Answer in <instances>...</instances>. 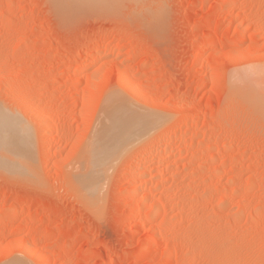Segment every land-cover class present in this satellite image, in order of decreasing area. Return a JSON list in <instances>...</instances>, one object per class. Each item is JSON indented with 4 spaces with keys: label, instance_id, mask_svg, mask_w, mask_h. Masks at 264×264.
Returning <instances> with one entry per match:
<instances>
[{
    "label": "rangeland",
    "instance_id": "1",
    "mask_svg": "<svg viewBox=\"0 0 264 264\" xmlns=\"http://www.w3.org/2000/svg\"><path fill=\"white\" fill-rule=\"evenodd\" d=\"M110 94L167 121L92 198L75 175ZM0 108L33 140L0 166V264H264V0H0Z\"/></svg>",
    "mask_w": 264,
    "mask_h": 264
},
{
    "label": "bare ground",
    "instance_id": "2",
    "mask_svg": "<svg viewBox=\"0 0 264 264\" xmlns=\"http://www.w3.org/2000/svg\"><path fill=\"white\" fill-rule=\"evenodd\" d=\"M74 5H73V7H74ZM80 9H81V6H80ZM207 33H209V32H207ZM206 36H207V34H206ZM111 50L107 49L106 51L110 52ZM105 52H103V55H104ZM97 55L99 56V54L96 52V53L93 54V56L88 57L86 60H84L82 62L84 67H85V65L87 66L88 64L94 62L95 59L98 57ZM127 76L128 75L126 74L125 77H127ZM124 82H126V85H127L128 88H130L131 90L134 91L135 87L133 86V84L131 82V79H129V76H128V78L125 79ZM116 97L117 96H115V95L108 96L109 99H108V102L106 104V109H105V112L107 113V119H106V121H105V119L103 120L105 122H104L101 130L99 129L100 131L98 130V132H96L97 134L93 135L94 137L92 136L93 138H91L90 141L88 140L89 144L87 143L88 146L86 145L87 146V148H86L87 150H85L86 154L84 152V154L86 155V156H84V161L86 159V162L84 163V165L81 164V165H83V167L81 166L82 167V171L80 170V173H78L79 175L78 174L75 175L76 176V181L75 180L74 181L75 182H80V186L82 187V189H84L85 193L87 192V190L88 191L90 190V186H91V191H92V196L91 197L92 198H93V195L97 194L96 183L99 182L101 178H102L101 180L104 179L103 177H105V173L108 172V170H109V173H110V169L112 167H114L115 161L118 158H121V156L124 153H126L127 151H129L131 149V147L134 146L135 144H140V143L142 144L143 142L146 143L147 140H148L147 138H149V136H150L149 134H151L153 131H156L157 129H159V127L163 126L164 123L167 121L166 118H162L161 115H158V114H153V112L152 113H150V112L149 113H147V112L144 113L143 110L139 111L137 109H134L128 102H126L124 100H120V98H118V97L116 98ZM141 97H145V95L142 94ZM23 99H24V97H23ZM146 99L148 100V98H146ZM27 100L28 99H26V101ZM23 106H24V109L26 111L31 112L32 115H34L37 118V120L38 119L40 120L41 127L46 131L45 134H44L45 135L44 137H48L47 135L49 133H51L50 131H51L52 123L49 120V118L46 116V114L37 111V109H34L35 106L33 107L28 102H25ZM6 113L7 112H3L2 110H0V160H1L0 161V166H3V165L6 164L5 166L2 167L4 170H5L4 167H8L10 169L14 168L15 169L14 171L20 173L19 169L21 170L24 167L23 168H18V167L15 168V166H16L15 163L18 164L17 166H19L22 163L24 164V162H22V161H26V156H25L26 154L24 155L23 153L28 152V150L30 151V148H32V146L30 147V145H31L30 141L32 140V138H31V135H30V132H29L28 128L27 129L21 128V127L26 126V124L25 125L22 124L23 126L20 125V123L18 121L16 122L15 119L13 120L14 116L10 115L11 116L10 117L9 116L10 113L9 114H6ZM36 118H34V119H36ZM103 118H105V117L103 116ZM18 124H19V126H18ZM179 129H181V131L183 132V130L187 129V125L182 124ZM23 130H25V131H23ZM26 130L29 132V134H26L27 133ZM22 131H23V133H22ZM20 133L24 134L25 138H23L24 136L22 137V135ZM17 135H21V137L23 139L19 138L20 136H17ZM26 135H27V137H26ZM180 138L182 139V136H180ZM163 140H165V139H163ZM32 142H33V140H32ZM217 142H219V141H217ZM217 142L216 141L212 142V143L208 144V146L209 147H215V146L218 145ZM145 143H143V145ZM202 143L204 145V140L202 141ZM32 145H33V143H32ZM157 145L158 144H156V143L150 142L149 143V149L148 150L146 149L144 152L140 153V155L138 157L139 158V165L136 164L137 165L136 167H139V169H138L139 178L143 177V176L145 177L144 174L147 173L145 165H144L145 164V160L148 157L154 156V154H156L154 152H155V149L157 148ZM222 146H223V144H222ZM132 150H133V148H132ZM23 155L25 156V160H24V156ZM193 155H195V154H193ZM10 163H11V165L13 163L15 166L14 167H13V165L11 166ZM81 167L80 168L78 167V168L81 169ZM133 167L134 166L129 165L128 166V170L132 169ZM25 168H27V167H25ZM26 170H25V173H26ZM21 173H22V171H21ZM30 173L31 172H29V174ZM25 176H28V175L26 174ZM130 176H132V175H130ZM136 178L135 177L133 179L131 178V183H133V185L125 190L126 194L134 193L135 191H137V188L140 185L138 187L135 186L136 185L135 184ZM84 185L88 186L87 190L85 189L86 187H84ZM99 192H100V190H99ZM145 196H144V198H145ZM144 198H142V199L145 200ZM142 199L139 202H141ZM142 202L144 203V201H142ZM155 203H156V201H155ZM157 204L160 205L159 203H157ZM157 204H155V206H153V208L150 211V213H148L146 215L144 213L145 216H143V212L141 214V210H139L140 207H138L136 205H133L130 208V213H129L130 214L129 217H130V220H131L130 222H134L135 223V220L137 219V217H139L141 215L144 217V219H147V220L149 218L155 217L156 213L158 212V209H159ZM26 247H27L28 251L34 257L36 256L37 258L39 257L40 260H42V261L44 260L43 258H45V256H43L42 253L38 252V250L35 248V246L33 244H31V243L28 244L27 243ZM45 260H46V258H45Z\"/></svg>",
    "mask_w": 264,
    "mask_h": 264
}]
</instances>
